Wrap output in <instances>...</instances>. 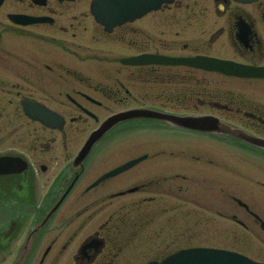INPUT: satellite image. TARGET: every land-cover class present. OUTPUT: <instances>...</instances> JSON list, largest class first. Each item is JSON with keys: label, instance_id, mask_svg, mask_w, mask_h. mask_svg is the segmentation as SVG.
Segmentation results:
<instances>
[{"label": "flooded vegetation", "instance_id": "obj_1", "mask_svg": "<svg viewBox=\"0 0 264 264\" xmlns=\"http://www.w3.org/2000/svg\"><path fill=\"white\" fill-rule=\"evenodd\" d=\"M88 3L0 0V156L27 163L20 172L0 174V264H12L21 252L24 264H141L193 244L200 222L213 223L216 214L225 221L227 239L249 241L260 254L264 229L235 201L229 185L221 197L200 202L178 182L197 178L198 172L191 177L183 172L185 165L216 163L190 142L201 132L158 119H133L108 132L81 164L74 165L73 158L108 115L137 106L174 114L226 111L264 138V78L258 79V95L235 99L230 91L199 92L193 69L185 73L182 66L146 65L137 67L146 78L144 92H136V68L112 66L135 51L202 53L264 65V0H175L160 6L161 15H144L152 16L144 27L125 23L110 32L90 26ZM171 7L186 13H167ZM110 37L124 44L121 56L100 44ZM88 62L98 66L79 68ZM102 64L111 70L101 71ZM124 71L129 85L118 76ZM185 79L192 83L185 87ZM23 101L55 112L61 125L29 117ZM184 101L193 103L184 106ZM125 130L145 137L136 141L133 135L123 153L138 154L120 158L124 147L114 138ZM141 155L146 157L139 163L88 187L120 161ZM229 160L217 163L230 171Z\"/></svg>", "mask_w": 264, "mask_h": 264}, {"label": "rangeland", "instance_id": "obj_2", "mask_svg": "<svg viewBox=\"0 0 264 264\" xmlns=\"http://www.w3.org/2000/svg\"><path fill=\"white\" fill-rule=\"evenodd\" d=\"M185 2V1H184ZM178 8H170L167 9L166 12L167 13H172V12H179L181 14H185L186 11L185 10H177ZM161 13L163 12H156L155 14L157 15H161ZM152 16L148 17V18H143L142 20L138 21V23L135 24V26H140L143 25V23H151L150 21H147L148 19H151ZM155 18V17H154ZM89 22L94 24L93 25V29H95L96 22L90 17ZM159 22H156V24H158ZM89 44H92V42H88ZM103 44V43H100ZM104 44H108L110 46H113L115 48V44L112 42V38H108V43H104ZM111 49V47H109ZM116 49V48H115ZM123 49L121 48V46L118 45V50H114L115 52L114 55L119 56L120 54H123ZM110 51V50H109ZM119 51V52H118ZM95 63L92 62H88L87 65L85 64H79V68L80 69H85L86 71H90V67H94L96 65H94ZM109 68H105L103 70V72H107ZM111 70V69H109ZM197 78L200 79L201 81H203L204 86H207V88L211 89V90H215L218 92V90H221L222 92L225 91H230L232 96L235 99H239L242 95H252L253 97H255L256 95H258V90H257V86L255 84H253V86H248L247 88H245V86L242 87L243 83L239 82V80H236L234 78H229V77H224L221 75H217V74H212V73H202L199 72L197 75ZM239 79V78H237ZM207 89V90H208ZM210 89L208 91H210ZM214 92V91H213ZM227 98V97H226ZM220 111V110H219ZM220 112H225V111H220ZM227 113V112H225ZM218 114V113H217ZM220 114V113H219ZM231 115V114H229ZM234 116V115H233ZM190 134L184 133L183 137H188ZM190 136H194V135H190ZM193 144L199 145L200 146V150L204 153V155L206 157H213L216 158V161L219 162L220 160H223V158H228L229 156V162H231L230 166H231V172H230V184H231V188L232 190H236L237 192L239 191V184L240 182L237 180L242 179V177L244 176V174H254L256 176H258L260 173L264 174V164H256L258 163L255 161H252L251 159L246 158L244 154H242L237 148L235 147H231V146H224L223 144L220 143V141L217 142V140H212L209 138H205V139H197ZM138 147H146V144L143 145H138L136 146V148ZM145 149H142L141 151L143 152ZM140 151V152H141ZM138 152L136 151L135 154L133 155H137ZM244 155V156H243ZM248 157V156H247ZM195 162V161H190V163ZM212 163V164H206L204 163H200V162H196L199 163L196 165V167L189 165V167H187L185 165V169L183 170V172L185 174H189L190 177L193 175H198L200 176V181H198V179H196L195 181H188L187 179L184 180H179L178 182H180V184L183 185V187L188 188L185 192V194H192L193 196H195V198L200 201V202H205L206 200H212L214 199V197H218L219 194L221 193L222 189H223V185L224 182L227 181H223L224 180V174L227 173V170L224 169V167H222L221 165L223 163ZM192 172H198L195 174H190ZM209 174V175H208ZM210 176L211 182L210 183H205V185L202 183V181L204 180V176ZM202 180V181H201ZM260 192H259V196H260V200L263 203L264 202V189L260 188ZM260 208V207H259ZM261 209V208H260ZM186 220V218L184 219V221ZM206 225H204V223H200L198 228H197V235L196 237L199 238V240H196V242H199L200 244L203 245H220V246H224V247H244V242L243 241H232L231 239H225L222 237L221 233L216 231L214 232V230L208 231L207 228L208 227H204ZM182 230L184 231V233L186 235H189L187 232V224L185 222H183L182 224ZM208 231V232H207ZM214 234L211 238L207 239V236ZM220 237V238H218ZM217 238V239H216ZM257 253V252H256Z\"/></svg>", "mask_w": 264, "mask_h": 264}, {"label": "water", "instance_id": "obj_3", "mask_svg": "<svg viewBox=\"0 0 264 264\" xmlns=\"http://www.w3.org/2000/svg\"><path fill=\"white\" fill-rule=\"evenodd\" d=\"M162 1H172V0H116L113 3V8L111 9L110 2L107 0H94L92 4L93 13L96 18L104 23L107 28H111L115 23H121L124 20L132 19L136 16L141 15L146 12L150 8H156L160 5ZM133 4V5H132ZM132 5V6H131ZM141 6L137 10H129L134 6ZM116 14L119 19H113L112 16ZM120 16L122 18H120ZM142 58H147V56H143ZM157 60L163 61L167 60L171 63H185L190 64L192 66H197L201 68H206L209 70H216L227 74L238 75V76H258L259 69L246 67L240 64H232L231 62L219 60L215 58H204V57H196L195 59L190 60H178V59H166V58H158ZM189 123L199 125L203 119L192 118ZM184 124H186V119H183ZM100 132H96L89 139V143H92L94 139L98 136L97 134ZM233 133H238L234 132ZM257 142V141H255ZM264 145V142L263 144ZM88 147L85 148L84 153L88 150ZM89 151V150H88ZM229 254L220 250H210V249H197L190 250L183 253H180L176 258L168 260L166 264H212L213 261L220 262V264H228ZM248 264H255L250 261H247Z\"/></svg>", "mask_w": 264, "mask_h": 264}]
</instances>
